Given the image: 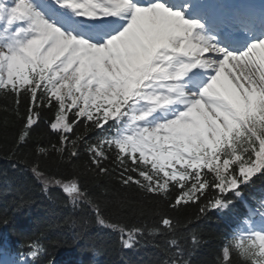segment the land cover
I'll list each match as a JSON object with an SVG mask.
<instances>
[{
  "label": "snow or ice",
  "instance_id": "snow-or-ice-1",
  "mask_svg": "<svg viewBox=\"0 0 264 264\" xmlns=\"http://www.w3.org/2000/svg\"><path fill=\"white\" fill-rule=\"evenodd\" d=\"M0 95L15 118L9 156L51 113L43 122L57 139L34 144L31 173L89 208L122 247L146 230L174 236L169 212L194 207L197 221L234 215L216 264H264V196L233 211L264 178V16L256 23L229 0H0ZM82 153L83 173L131 193L115 212L81 171L51 173L39 160L55 154L71 169ZM149 214L154 227L139 222ZM28 239L27 254L0 246V264H35L44 249ZM169 245L162 264H190L176 238Z\"/></svg>",
  "mask_w": 264,
  "mask_h": 264
},
{
  "label": "trees",
  "instance_id": "trees-1",
  "mask_svg": "<svg viewBox=\"0 0 264 264\" xmlns=\"http://www.w3.org/2000/svg\"><path fill=\"white\" fill-rule=\"evenodd\" d=\"M7 102L0 95V109ZM51 115L48 112L43 114L40 124L33 129L29 147L16 158H11V124L15 118L0 110V220L8 221L7 224L0 223V244L8 242L16 252L25 253L29 251L26 245L31 243L28 238L38 239L44 253L35 264H46L48 259H53L55 264H162L168 257L161 249H170L169 241L176 238L183 258L190 264H216L217 253L232 230L233 213L210 212L197 221L196 208H180L169 212L177 222L174 236L149 234L146 230L135 247L124 248L116 233L96 224L89 208L74 206L58 187L52 186L45 192L30 167L31 162L37 159L34 144L39 142L41 146L48 147L57 139L43 122ZM5 120L9 122L7 128ZM39 160L43 169L51 173L81 171L83 182L93 197L102 206L105 201L109 202V213L115 212L117 200L131 195L124 193L114 178L83 173L82 166L86 161L83 153L71 169L59 165V157L55 154L41 156ZM242 191L244 199L236 203L235 213L244 211L250 203L258 206L264 196V178H257L254 184ZM139 222L148 227L156 225L151 214ZM194 235L197 237L195 242ZM154 244H159L160 248L154 247Z\"/></svg>",
  "mask_w": 264,
  "mask_h": 264
},
{
  "label": "bare ground",
  "instance_id": "bare-ground-1",
  "mask_svg": "<svg viewBox=\"0 0 264 264\" xmlns=\"http://www.w3.org/2000/svg\"><path fill=\"white\" fill-rule=\"evenodd\" d=\"M192 9H193V10H202L203 7L200 6V5H193V6H192Z\"/></svg>",
  "mask_w": 264,
  "mask_h": 264
}]
</instances>
